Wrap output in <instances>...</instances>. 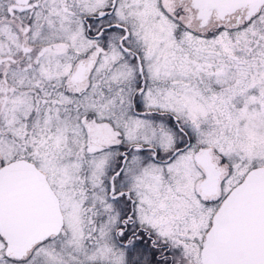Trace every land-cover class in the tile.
<instances>
[{"label":"snow or ice","instance_id":"6c2138e0","mask_svg":"<svg viewBox=\"0 0 264 264\" xmlns=\"http://www.w3.org/2000/svg\"><path fill=\"white\" fill-rule=\"evenodd\" d=\"M0 264H264V0H0Z\"/></svg>","mask_w":264,"mask_h":264}]
</instances>
